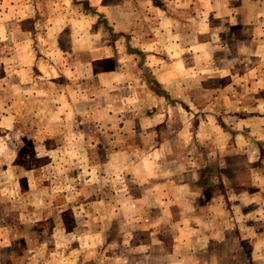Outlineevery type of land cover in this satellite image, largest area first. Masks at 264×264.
<instances>
[{
    "label": "rangeland",
    "instance_id": "1",
    "mask_svg": "<svg viewBox=\"0 0 264 264\" xmlns=\"http://www.w3.org/2000/svg\"><path fill=\"white\" fill-rule=\"evenodd\" d=\"M176 1L0 0V264H264V0Z\"/></svg>",
    "mask_w": 264,
    "mask_h": 264
},
{
    "label": "crops",
    "instance_id": "2",
    "mask_svg": "<svg viewBox=\"0 0 264 264\" xmlns=\"http://www.w3.org/2000/svg\"><path fill=\"white\" fill-rule=\"evenodd\" d=\"M134 1L139 2V0H134ZM141 1H143V0H141ZM183 2H184L183 0H177L176 3H174L173 5L175 6V8H181V6L183 5ZM145 3L148 6L147 8H152V9H154L153 11H155V9H159V8H162L163 11H165V9H167L168 11L170 10V6H168L169 2H167V0H145ZM179 10H182V9H178V11ZM180 16L183 17L184 16L183 13H180Z\"/></svg>",
    "mask_w": 264,
    "mask_h": 264
}]
</instances>
